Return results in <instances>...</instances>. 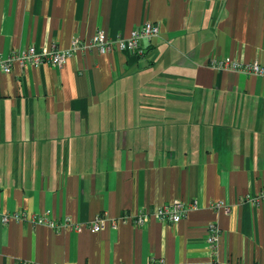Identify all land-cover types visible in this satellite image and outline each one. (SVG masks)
<instances>
[{
  "label": "crops",
  "instance_id": "obj_1",
  "mask_svg": "<svg viewBox=\"0 0 264 264\" xmlns=\"http://www.w3.org/2000/svg\"><path fill=\"white\" fill-rule=\"evenodd\" d=\"M146 21L141 53L90 43ZM75 39L60 66L0 71V264H264L246 198L264 189V76L210 65L264 64V0H0L2 55ZM175 201L178 222L134 223Z\"/></svg>",
  "mask_w": 264,
  "mask_h": 264
},
{
  "label": "built area",
  "instance_id": "obj_2",
  "mask_svg": "<svg viewBox=\"0 0 264 264\" xmlns=\"http://www.w3.org/2000/svg\"><path fill=\"white\" fill-rule=\"evenodd\" d=\"M160 31L158 23L146 21L140 26L131 31L129 37H117L110 38L102 30H98L91 38V45L95 47L100 53H106L117 47L120 50H126L132 53H141V42L143 39L150 41L153 37L157 36ZM79 43V40L72 41V47L68 49H62L57 46H52L51 49H37L33 45H29L25 48L11 51L9 55L4 56L0 53V71L9 73L12 69V63L14 61L19 62L21 66L31 65L37 67L43 63H49L51 65H62L75 45ZM210 65L218 69H232L236 71H243L259 76H264V64L257 61L254 62H239L230 58H211ZM254 204L264 203V189L260 190L253 196L248 195L246 197ZM215 205H220V202H215ZM188 209V205L182 201H175L173 203H164L159 205L151 213H145L138 211L132 215L133 221L136 225H144L150 217H154L160 221L176 223L181 220ZM47 214V212L45 213ZM19 217L24 220H28L32 223L46 224L50 227L57 228L59 225L55 221L47 217L46 215H25L21 214ZM2 220L5 222L8 220V215L4 214ZM105 218L98 215L93 221L89 223V229L92 232L101 230L104 227ZM60 226H68L70 229L79 231L81 224L73 223L68 218L65 219ZM208 228V243L212 244L216 241L220 230L215 222H210ZM162 263V261H160Z\"/></svg>",
  "mask_w": 264,
  "mask_h": 264
}]
</instances>
